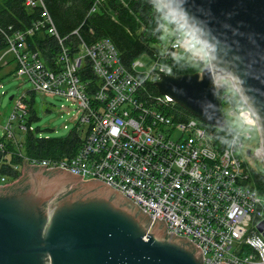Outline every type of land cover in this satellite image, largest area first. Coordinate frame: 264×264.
Segmentation results:
<instances>
[{"label":"built area","instance_id":"obj_1","mask_svg":"<svg viewBox=\"0 0 264 264\" xmlns=\"http://www.w3.org/2000/svg\"><path fill=\"white\" fill-rule=\"evenodd\" d=\"M99 1L95 0L89 12H94ZM23 4L40 7L41 12L25 29L3 36L6 50L0 54V63L5 64V56L11 53L17 63L15 76L27 79L34 95L63 97L75 104L82 141L68 158L24 156L10 131L13 120L19 131H33L25 120L28 97L24 94L15 102L3 134L17 146L22 161L69 170L83 181L97 179L119 190L151 219L162 220L168 233L197 245L203 264H263L264 228L259 230L258 225L264 221V196L248 183L250 166H243L240 157L256 120L241 99L226 112L237 115L239 129L224 148H218L213 131L187 111L178 110L168 95L145 93L144 82L173 75L171 66L161 61L163 56L155 54L151 70L144 73L137 70L142 66L138 60L129 68L123 65L106 38L89 45L80 41L78 51L71 53L58 37L43 0H24ZM38 31L60 43L53 67L45 65L39 51L25 50L26 38ZM198 46L195 38L179 32L169 39L166 50L179 51L198 62L199 56L192 53ZM200 52L205 66L208 60L203 48ZM88 70L92 78L87 77ZM221 80L228 86L217 97L221 93L222 99H228L231 80L215 79ZM249 149L259 152L260 146ZM13 169L20 175L22 162ZM10 180L0 176V186Z\"/></svg>","mask_w":264,"mask_h":264},{"label":"water","instance_id":"obj_2","mask_svg":"<svg viewBox=\"0 0 264 264\" xmlns=\"http://www.w3.org/2000/svg\"><path fill=\"white\" fill-rule=\"evenodd\" d=\"M158 2L208 60L200 74L162 75L153 83L158 93L204 124L221 127L217 92L228 84L215 79L229 78L256 120L260 150L245 153L264 160V0ZM263 228L264 221L258 225ZM0 264H203V259L197 245L168 233L162 220L151 219L119 190L23 160L17 180L0 186Z\"/></svg>","mask_w":264,"mask_h":264},{"label":"trees","instance_id":"obj_3","mask_svg":"<svg viewBox=\"0 0 264 264\" xmlns=\"http://www.w3.org/2000/svg\"><path fill=\"white\" fill-rule=\"evenodd\" d=\"M23 2L24 0H0V54L6 50L3 38L5 34L23 30L39 17L40 7L27 8ZM94 2L95 0H43L58 37L71 53L78 51L77 46L80 41L89 45L106 38L114 45L122 64L128 68L139 57L152 58L155 54L163 56L161 60L171 66L173 75L195 73L204 67L206 60L201 55L198 62H193L179 51L160 52L158 45L161 44L160 32L164 22L172 27L173 35L183 32L194 37L182 23L161 6L158 0H100L91 13L89 11ZM59 49L58 39L44 31H38L25 40V50L39 51L47 67L54 66L53 61ZM12 62H15V66L8 74L13 75L17 70L14 57L13 61L0 63V72L4 65ZM87 77H93L89 70ZM2 78L3 75L0 74V80ZM144 88L147 95L158 94L151 81L144 82ZM25 95L28 97L25 99L28 108V116L25 120L30 124L37 120L33 105L34 93L29 90ZM227 96L228 99H222L219 93L217 97L224 124L221 127L205 125L213 131V142L221 149L226 146L231 134L235 132V128L226 118V112L229 107L241 102L233 89L227 90ZM176 108L184 114L187 113L177 105ZM23 136V141L20 142L21 153L26 157L38 159L68 158L75 154L82 141L81 132L76 127L64 137H41L35 130L25 132ZM0 142L3 145L0 149V176L7 179L17 178L19 171L13 169V166L22 162V158L17 155V146L4 135L0 136ZM246 165L244 162L243 166ZM249 175L250 186L264 196V171L249 168Z\"/></svg>","mask_w":264,"mask_h":264},{"label":"rangeland","instance_id":"obj_4","mask_svg":"<svg viewBox=\"0 0 264 264\" xmlns=\"http://www.w3.org/2000/svg\"><path fill=\"white\" fill-rule=\"evenodd\" d=\"M174 31L167 22L162 24L160 32L161 44L158 45L160 52L167 49L169 45V39L172 37ZM183 33V32H182ZM202 48L198 46L193 55L200 56ZM5 62L13 61V55L11 53L5 56ZM138 61L142 63L141 67H137L139 72L148 73L152 66V59L147 56H141ZM162 61V60H161ZM165 62V61H163ZM15 62L6 64L2 67L0 74L3 78L0 80V136L5 132L4 128L7 125L8 119L13 111V106L19 98L27 91L32 90L31 83L21 77L15 76V73L8 74L14 69ZM8 74V75H6ZM12 96L13 99L9 100ZM34 110L37 120L31 122V128L35 130L36 134L41 137H64L73 128L76 127L80 112L75 104L71 101L65 100L63 97H50L43 93H36L34 95ZM227 120L232 124L235 130L239 129L237 115H226ZM10 131L14 134L17 141L22 142L24 138V132L19 131L17 120L11 121ZM251 138L245 143V148L249 147L253 150L258 149L260 146L259 136L257 128L250 131ZM176 133L174 134V137ZM20 152L21 148H20ZM240 157L246 162L251 169L256 171H264L263 158L247 157L245 150H243ZM21 175V173H20ZM19 175V176H20ZM12 180H10L11 182ZM15 180L13 179L12 182ZM11 182V183H12Z\"/></svg>","mask_w":264,"mask_h":264}]
</instances>
